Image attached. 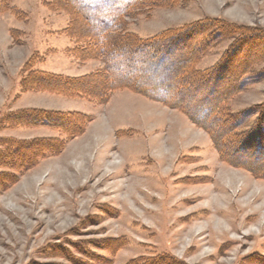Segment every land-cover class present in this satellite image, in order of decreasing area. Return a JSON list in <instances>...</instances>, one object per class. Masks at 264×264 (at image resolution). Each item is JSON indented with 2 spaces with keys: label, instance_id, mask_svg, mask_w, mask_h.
I'll return each instance as SVG.
<instances>
[{
  "label": "rangeland",
  "instance_id": "374dc122",
  "mask_svg": "<svg viewBox=\"0 0 264 264\" xmlns=\"http://www.w3.org/2000/svg\"><path fill=\"white\" fill-rule=\"evenodd\" d=\"M74 7L0 0V118L24 109L86 117L74 118L82 125L71 136L21 124L18 114L0 128V264H264V173L228 160L264 103V59L240 74L241 88L219 111L216 131L225 116L238 123L222 132L223 155L181 106L206 94L212 83L198 88L199 80L236 47L225 33L186 29L218 19L264 30V0H138L114 17L103 35L122 51L113 69L124 79L159 80L190 64L165 103L124 87L97 94L108 71L94 27L106 14ZM157 39L160 49L137 52ZM35 73L77 79L86 94L33 87ZM50 138L65 142L34 145ZM239 154L252 167L264 157Z\"/></svg>",
  "mask_w": 264,
  "mask_h": 264
},
{
  "label": "trees",
  "instance_id": "16d2710c",
  "mask_svg": "<svg viewBox=\"0 0 264 264\" xmlns=\"http://www.w3.org/2000/svg\"><path fill=\"white\" fill-rule=\"evenodd\" d=\"M72 5H74L77 9V11L80 13V15L86 16L83 13V11H88L90 14H106V19L104 21H101L100 25L98 27H94L95 36L98 37L100 47H96V55H100L101 57H104V62L106 61L105 67L108 71V74L106 76H103L102 81H104L103 84H101L100 89L97 92V94H100V92L108 91V94L112 91V89L115 88H127L131 90H135L140 92L143 95L149 96L151 98H154L158 101L166 102L172 97V95H176L175 97H178V93H175L176 86L172 85L173 78L180 73H187L190 69L189 65L184 72L183 69L176 68L174 71L169 73L167 76H164V78L159 80H147L140 75H130L129 79H124L122 77V74L119 72L114 71V67H116L118 64V61L116 60L117 55H122L121 50H115L116 48L111 47V38L109 35L104 36L103 34L106 33L107 30L110 29V27L113 26L111 24L114 17L122 15L124 12H126L129 5H135L138 0H70ZM122 1V2H121ZM120 2L119 4H117ZM91 11V12H90ZM101 16L98 15V19ZM212 23V24H211ZM211 23H198V26H192L191 28H187L185 33H188V31L200 33L203 35L205 31H213L218 32L219 34L225 33L229 35L233 40L235 41L236 47L227 51L226 55H228L223 61H220L214 70L210 71L207 76L202 77V81L199 80V86L198 88H202L205 86V88H209V82L212 83L209 90L206 91L205 95H201L190 101L189 103H185L183 108L184 111L188 114V117L190 120H192L195 124H198L203 127H207L213 139L215 138V144L217 147H219L221 150V155H223L224 147L218 146V144L221 141L222 136L225 135V133H228L229 131H234L238 127V123L232 119L224 117V122H227L225 124H222V126L218 127V131L214 128L215 123L221 122L220 120V110H222V107L224 109V105L227 102V100L235 94L239 89L241 88V80L240 76L248 70L254 62L260 61L264 59V30L263 29H251L247 27H234L231 24H226L219 22L218 19H213ZM112 36V35H111ZM128 39L127 37L123 38ZM122 39V40H123ZM154 40V42L150 43H140L137 45L138 48L137 52L143 51V48L149 47L150 49L157 50V48H161L165 45L164 42ZM105 41V42H104ZM110 43H108V42ZM133 47V45H131ZM159 48V49H160ZM134 49V48H133ZM130 51L133 53L134 51ZM126 50H128L126 48ZM136 52V51H135ZM240 54V55H239ZM235 55L240 56L235 58ZM149 62H154V59H148ZM191 61V59H190ZM189 73V72H188ZM196 73V72H195ZM227 73L226 77H223ZM241 74V75H240ZM32 81H30V85H33V87L42 86L43 89H46L50 92H56L59 94H71L73 96H82L86 91L85 86H78V89H75L72 82H75L77 79L72 78H61L60 76L50 75V74H41V73H35L33 74ZM46 78V79H45ZM40 79L42 83H38V80ZM210 79V80H208ZM37 80V81H36ZM82 84L83 82L87 81V77H84L83 80H79ZM41 84V85H39ZM174 86V87H173ZM183 94V91H181ZM89 93V92H88ZM173 93V94H172ZM194 95L188 96V98H192ZM185 99H183L184 101ZM176 102V101H175ZM179 103V101H178ZM191 104V105H190ZM257 116L254 126L251 127L249 131L241 132V135H244V138L242 141H240V145L238 148H235L233 151L230 152V155H233V158L229 155L228 160L233 162L236 165H240L248 170L253 172V174L257 173H264L262 169H264V157L256 159L258 160V163L256 166L250 165V159L251 156L247 157L244 156V160L239 161L234 159V157H241L240 151H256V155L258 153L264 154V103L260 104L258 107H256V111L254 112ZM258 113H261L260 115ZM13 114H18V117H16L15 120H17L21 124H29V125H46L53 128H63L64 133L67 136H71L74 133H76V130L80 128L82 125L80 121H73L75 117L82 118L83 122L86 120V117L83 118L82 115L78 113H66V112H60V111H46L41 109H24L21 111H16L15 113H9L7 114L8 118L11 117ZM7 117H1L0 118V128L4 125H8L9 123L14 125L12 122L13 120L6 119ZM227 118V120H225ZM13 119V118H12ZM73 122V126H67V122L70 120ZM23 121V122H22ZM224 125V126H223ZM222 128H225L223 131ZM225 133H222L224 132ZM10 142V139L9 141ZM6 142V144H7ZM13 142V141H12ZM65 140L57 139V138H50L43 140L41 143H34L36 146H43V147H52V148H58L64 144ZM15 144V143H14ZM21 144V143H20ZM258 158V156H256ZM260 157V156H259ZM255 158V157H254ZM246 161V162H245Z\"/></svg>",
  "mask_w": 264,
  "mask_h": 264
}]
</instances>
